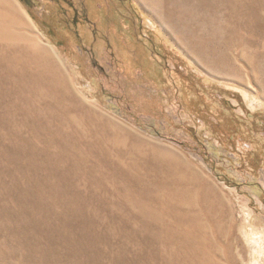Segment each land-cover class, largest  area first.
<instances>
[{
    "label": "rangeland",
    "instance_id": "rangeland-1",
    "mask_svg": "<svg viewBox=\"0 0 264 264\" xmlns=\"http://www.w3.org/2000/svg\"><path fill=\"white\" fill-rule=\"evenodd\" d=\"M0 264H264V0H0Z\"/></svg>",
    "mask_w": 264,
    "mask_h": 264
}]
</instances>
